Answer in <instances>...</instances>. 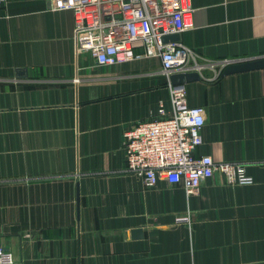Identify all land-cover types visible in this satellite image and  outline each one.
Wrapping results in <instances>:
<instances>
[{
  "label": "crops",
  "instance_id": "crops-1",
  "mask_svg": "<svg viewBox=\"0 0 264 264\" xmlns=\"http://www.w3.org/2000/svg\"><path fill=\"white\" fill-rule=\"evenodd\" d=\"M190 4L176 41L201 76L184 83L205 116L195 154L253 179L217 172L193 195L124 171L125 131L171 110L161 59L100 66L77 51L72 11L0 1V247L14 264H264V68L222 74L264 58V0Z\"/></svg>",
  "mask_w": 264,
  "mask_h": 264
},
{
  "label": "built area",
  "instance_id": "built-area-1",
  "mask_svg": "<svg viewBox=\"0 0 264 264\" xmlns=\"http://www.w3.org/2000/svg\"><path fill=\"white\" fill-rule=\"evenodd\" d=\"M4 1V0H0ZM56 10L74 15V38L78 52H88L100 66H112L140 58L159 57L161 73L193 71L187 50L178 41L163 37L193 26L190 0H50ZM142 48V53L136 50ZM231 63L224 64L226 67ZM171 110L161 104L148 119L134 122L124 133V171L141 178L146 187L158 180L184 184L188 195L199 193L202 183L217 172L230 184H252L244 167L216 163L197 156L203 143L204 110L188 103L184 84H169ZM189 216L177 222L187 223ZM14 256L0 247V264H14Z\"/></svg>",
  "mask_w": 264,
  "mask_h": 264
},
{
  "label": "water",
  "instance_id": "water-1",
  "mask_svg": "<svg viewBox=\"0 0 264 264\" xmlns=\"http://www.w3.org/2000/svg\"><path fill=\"white\" fill-rule=\"evenodd\" d=\"M179 40V34H171L163 37L164 42ZM264 68V58H259L255 60L236 62L228 65L223 69V75H229L234 73H240L244 71L254 70ZM201 78L200 74L197 72H182L176 73L170 76V82L173 85H180L190 81H196ZM138 236H141V231L137 230L134 232Z\"/></svg>",
  "mask_w": 264,
  "mask_h": 264
}]
</instances>
